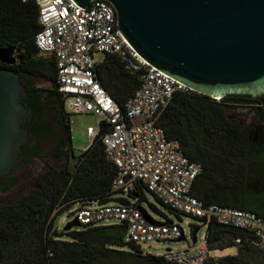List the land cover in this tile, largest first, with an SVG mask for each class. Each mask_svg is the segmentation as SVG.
Segmentation results:
<instances>
[{
  "label": "trees",
  "instance_id": "trees-1",
  "mask_svg": "<svg viewBox=\"0 0 264 264\" xmlns=\"http://www.w3.org/2000/svg\"><path fill=\"white\" fill-rule=\"evenodd\" d=\"M38 17L35 2L0 0V49L12 48L18 57L15 65L0 62V68L17 73L27 90L22 102L29 110L26 127L31 137L22 150V158L28 156L25 162H29L32 157L41 156L38 142L50 138L56 145L55 158L66 159L67 163L58 169L49 167L40 175L35 188L18 203L0 206V264H175L144 254L142 246L127 241L125 224L83 225L80 229L58 231V217L72 207L128 200L114 197L116 166L104 153L102 130L81 153L74 172L70 167V154L63 150L69 145L73 151L67 99L59 91L54 56L42 54L35 43L41 29ZM97 73L102 86L125 111L142 85L140 76L129 71L116 55H104L98 62ZM37 80L46 86L37 85ZM237 108H248L257 115L256 131L230 119L227 110ZM160 126L169 139L180 142L190 160L202 165V173L192 187L196 198L206 204L217 203L264 217L262 97L231 95L217 101L194 91L178 92ZM143 189L138 185L132 194L139 203L146 199ZM206 226L205 239L210 251L233 247L238 250V255L211 257L206 264H259L246 259L247 253L255 250L261 252L264 264V249L253 244L242 230L215 221ZM64 235L70 240L61 239Z\"/></svg>",
  "mask_w": 264,
  "mask_h": 264
},
{
  "label": "built area",
  "instance_id": "built-area-1",
  "mask_svg": "<svg viewBox=\"0 0 264 264\" xmlns=\"http://www.w3.org/2000/svg\"><path fill=\"white\" fill-rule=\"evenodd\" d=\"M23 1L35 2L38 7L41 29L35 43L42 54L54 56L59 91L67 104L75 113H93L100 118L99 128L89 127L87 134L94 140L103 131L104 153L116 166L113 191L133 197L137 186L142 185L163 205L204 225L215 221L242 230L253 244L264 249V217L217 203L206 204L192 194L202 165L190 160L180 142L169 139L160 126L174 95L192 90L159 71L130 45L118 29L113 6L104 0L92 1L89 8L74 0ZM96 53L118 56L129 71L140 76L142 85L125 111L99 81ZM140 208L138 201L92 202L76 206L74 220L89 227L125 224L127 241L140 246L179 241L184 236L178 224L159 223L150 217L151 222ZM210 253L205 239L198 249L168 250L156 256L175 264H206Z\"/></svg>",
  "mask_w": 264,
  "mask_h": 264
},
{
  "label": "water",
  "instance_id": "water-1",
  "mask_svg": "<svg viewBox=\"0 0 264 264\" xmlns=\"http://www.w3.org/2000/svg\"><path fill=\"white\" fill-rule=\"evenodd\" d=\"M74 1L89 8L94 0ZM104 1L113 6L118 29L130 45L190 90L213 99L231 95L264 99V0ZM17 61L14 49H0L2 64ZM26 97L21 77L0 68V182L6 183L16 172L19 156L30 142L29 110L22 102ZM78 160L72 151L73 172ZM79 226L73 220L64 230ZM198 231L193 233L194 243Z\"/></svg>",
  "mask_w": 264,
  "mask_h": 264
},
{
  "label": "rangeland",
  "instance_id": "rangeland-1",
  "mask_svg": "<svg viewBox=\"0 0 264 264\" xmlns=\"http://www.w3.org/2000/svg\"><path fill=\"white\" fill-rule=\"evenodd\" d=\"M97 62H100L104 55L96 53L94 55ZM37 85L46 86L40 80H37ZM66 110L70 114L71 138L72 146L75 154H81L92 144L93 140L88 136L87 130L89 127L95 129L99 128V116L93 113L80 114L75 113L69 104H66ZM227 115L232 121L242 126L251 124L257 120L253 111L248 108L228 109ZM256 118V119H255ZM42 147V155L33 158L30 163L26 165H19L16 172L10 179L4 183L0 182V206L12 205L18 203L23 196L30 193L36 186L40 175L44 174L49 167L60 168L67 163L66 159H57L54 156V143L50 138L42 139L38 142ZM12 179L14 181H12ZM145 200L140 202V207L143 208L147 214L159 223H166L172 221L178 224L184 230L185 239L182 241H160L157 243H149L142 245L144 253L150 255H159L168 250H191L198 249L205 241L207 226L203 221L175 213L162 205L154 196H152L146 189H143ZM115 198H123L132 202H137L138 199L127 195L116 194ZM119 201L113 200L110 203H117ZM75 208L72 207L60 215L56 221L58 231H64L66 225L75 219ZM73 227L72 229H80ZM193 228H199L197 233V241L193 242ZM63 240H70L68 235L61 236ZM238 255L237 248H228L226 250L211 251L212 258H220L225 256ZM246 259L250 263L262 264V254L258 250L247 253Z\"/></svg>",
  "mask_w": 264,
  "mask_h": 264
},
{
  "label": "flooded vegetation",
  "instance_id": "flooded-vegetation-1",
  "mask_svg": "<svg viewBox=\"0 0 264 264\" xmlns=\"http://www.w3.org/2000/svg\"><path fill=\"white\" fill-rule=\"evenodd\" d=\"M255 114V113H254ZM255 117L257 118V115L255 114ZM255 118V119H256ZM258 120V119H257ZM257 120H254L251 124H248L247 126H244V127H246L248 130H250L251 132H254V131H256V122H257ZM29 145V144H28ZM27 145V146H28ZM55 144H54V146H53V148H54V154H55ZM63 150H64V152L66 153V154H70L71 155V152H72V149L70 148V146L69 145H67V146H65L64 148H63ZM31 153V152H30ZM32 154V153H31ZM31 154H29V155H31ZM76 157H78L79 159H80V157L82 156V154H76L75 155ZM35 157H39V155L38 156H34V157H32V159L33 158H35ZM26 158H28V156L27 157H24V158H22V154H20V156H19V159H18V163H17V165H16V167L18 166V165H26V164H28V163H30V161L32 160H30L29 162H25V160H26ZM79 162V160L76 162V164ZM15 167V168H16ZM12 181H14L13 179H12Z\"/></svg>",
  "mask_w": 264,
  "mask_h": 264
}]
</instances>
